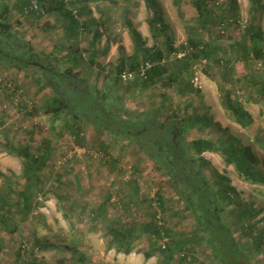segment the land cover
I'll use <instances>...</instances> for the list:
<instances>
[{
	"label": "rangeland",
	"instance_id": "374dc122",
	"mask_svg": "<svg viewBox=\"0 0 264 264\" xmlns=\"http://www.w3.org/2000/svg\"><path fill=\"white\" fill-rule=\"evenodd\" d=\"M65 1L81 23L98 20L101 35L95 45L93 31L84 26L79 28L75 39L67 41L66 19L59 12H49L48 0H38L37 8L32 0H0V24L5 25L0 30V48L17 53L29 52L32 48L37 54L34 61L57 65L60 70L69 65L66 53L74 51L81 75L98 86L110 85L120 58L134 53L128 20L141 32L147 46L165 49L164 37L154 38L149 29L151 13L146 0ZM156 1L175 47L171 52L164 51V60L171 63L170 68L178 58L193 52L188 41L190 37L211 38L230 51V43L245 32L250 22L254 21L264 31V0L257 4L251 0H208L212 16L207 26L199 20L194 0ZM235 55L231 52L226 58L234 60ZM189 59L191 71L181 81L183 84L190 81L198 91L182 94L178 85L162 83L140 86L137 81L145 76L147 68L142 63L132 77L121 75V84L113 88L115 97L126 109L137 114L157 111L161 116L175 112L184 116L196 112L208 116L211 126L204 131L189 130V140L234 137L240 145L253 148L259 166L264 169V102L257 100V89L241 77L243 64L232 60L236 73L224 80V63L193 56ZM252 68L254 74H262L260 63L253 67L251 64L248 71L252 72ZM260 79V84H264V76ZM41 84L42 78L35 68L0 62V193L21 189L24 183V160L11 152L8 145L30 143L36 149L47 142L53 151L49 166L42 174L44 185L37 208L29 220L20 222L18 230L13 232L0 227V264H23L17 258L22 244L26 248L21 250L23 259H37L44 264H80L67 248L74 246L83 253L84 264H163L159 262V254L149 259L144 255L153 244L161 241L142 235L135 240L132 252L124 253L116 246H109L107 226L113 221L124 226L141 225L150 220L152 214L159 211L158 202L152 201L158 190L167 200V212H159L156 216L159 223L164 221L166 226L186 237L194 233L193 217L161 170L135 142L107 133L99 134L87 123L82 125L83 139L77 140L71 132L63 130L62 119L55 121L54 116L43 112L29 115L27 110L33 111L51 95L49 88H39ZM221 86L230 88L234 97L251 112L253 122L249 126L242 127L232 119L223 105ZM25 103L27 110L23 107ZM104 141L109 144V155L101 150ZM203 156L210 165L206 170L209 178L216 180V172L228 177L237 193L232 194L236 202L239 201L238 207L251 210L252 231L240 227L237 205L232 214L228 212L229 219L251 263L264 264V242L254 240L259 232L264 233V184L246 180L221 153L205 151ZM12 197L16 194L12 193ZM102 203L108 209L106 218L95 220L93 211ZM38 242H52L59 247L41 250L36 246ZM180 256L181 253H177L171 264L216 263L211 251L203 245L188 251L185 263L178 262Z\"/></svg>",
	"mask_w": 264,
	"mask_h": 264
},
{
	"label": "trees",
	"instance_id": "16d2710c",
	"mask_svg": "<svg viewBox=\"0 0 264 264\" xmlns=\"http://www.w3.org/2000/svg\"><path fill=\"white\" fill-rule=\"evenodd\" d=\"M43 1V0H41ZM47 1V0H44ZM90 1V0H81ZM129 1V0H126ZM49 12H59L66 19L65 38L67 41L75 39L79 28L84 26L93 31V44L100 37L98 20L91 22H80L78 15L70 9L65 0H48ZM150 10L148 18L149 29L154 38L164 37L165 49L149 47L140 31H138L130 20L127 21L130 36L134 43V53L123 55L115 66L114 78L111 84L98 86L82 76L80 62L75 52L68 51L66 57L70 59L69 65L60 70L57 65L45 64L34 61L37 54L32 48L29 52L17 53L0 48V62L17 64L22 67L35 68L42 78L41 90L50 89L51 95L44 101L28 111V105H23L29 115L33 116L39 112L54 116V120H63V130L75 135V139H83V123L91 124L97 133L111 134L128 139L140 146L157 168L161 170L168 184L174 189L178 198L182 201L184 208L193 217L195 222L194 233L190 236H182L174 231L164 221L159 223L156 216L158 213L167 212V200L161 191H156L154 200L158 202V213L154 212L152 218L141 225H120L110 222L107 233L110 236L109 246H116L118 251L130 253L134 249L135 240L142 235L161 241L153 244L144 252L145 258L149 259L156 254L161 256L159 260L163 264H171L177 253H181L178 262H187L188 251H193L198 245L208 248L214 256L217 264H253L248 254L244 251L236 239L235 228L231 225L229 214H232L234 205H237L236 216L239 218L242 229H254L251 225V210L238 207L234 195L235 188L230 184V179L216 172V180L212 181L206 173L209 162L203 156L205 151L221 153L228 164H233L240 175L246 180L264 184V169L259 166V160L250 145H240L234 137L212 138L198 137L193 140L187 138V132L196 128L204 131L211 126L212 120L203 114L196 112L184 114L168 113L161 116L157 111L153 113H138L126 109L121 101L115 97L113 88L121 84V75L124 72H135L139 70L142 63H150L144 71V77L138 79L140 86H152L159 83L171 86L178 85L182 94L198 91L193 84H183L182 78L191 71L190 56L215 60L224 63L222 78L229 80L235 73V65L232 60L226 58L231 52L236 54L235 59L243 64L242 78L257 89L258 98L264 102V84H260L264 76V31L254 21L250 22L245 32L230 43L231 52L215 41L201 36H193L188 39L193 52L178 58L172 67L171 63L164 60V51L175 50L173 39L169 33V26L162 14L161 8L156 0H146ZM208 0H194L199 20L207 26L212 11L208 7ZM257 4L259 0H251ZM254 10L257 7H253ZM1 27L5 25L0 24ZM2 31V30H1ZM120 49H124L122 45ZM233 60V61H234ZM92 62L94 60L92 59ZM260 63L263 67L262 74H254L248 71ZM248 67V68H247ZM222 101L225 109L232 119L242 127H247L253 122L251 112L234 97L233 92L226 86H221ZM256 101V100H255ZM9 150L16 153L24 160L22 178L24 180L21 189H10L0 193V227L7 232L18 230L20 222L29 220L32 212L37 208L39 193L44 185L42 174L53 157L51 146L43 142L33 149L30 143L21 146L8 145ZM101 150L109 155V144L101 142ZM114 164V163H113ZM137 167V166H136ZM58 183L60 181L58 180ZM12 193L16 197H12ZM137 193V192H136ZM237 196V195H236ZM232 206L231 209L229 207ZM107 206L102 203L93 211L95 220H104L107 215ZM229 210V211H228ZM234 216V215H233ZM252 234V233H251ZM264 233L259 232L254 240L264 242ZM37 248L47 250L58 248L59 245L52 242H38ZM22 248V249H21ZM77 258L76 262L85 263L83 253L77 247H67ZM25 245H21L17 258L23 264H44L37 259H23L22 251ZM215 263V264H216Z\"/></svg>",
	"mask_w": 264,
	"mask_h": 264
},
{
	"label": "built area",
	"instance_id": "2783aa9c",
	"mask_svg": "<svg viewBox=\"0 0 264 264\" xmlns=\"http://www.w3.org/2000/svg\"><path fill=\"white\" fill-rule=\"evenodd\" d=\"M37 1L38 0H32L33 6L36 7V8H37ZM145 64H146V67H149L150 66V63L149 62H147ZM132 76H133V73L132 72L131 73L130 72H124L123 75H122V77H124V78L132 77Z\"/></svg>",
	"mask_w": 264,
	"mask_h": 264
}]
</instances>
